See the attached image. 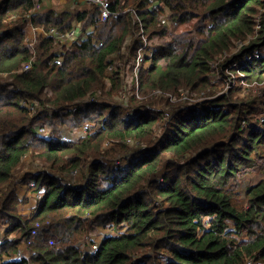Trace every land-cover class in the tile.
Instances as JSON below:
<instances>
[{"label":"trees","instance_id":"16d2710c","mask_svg":"<svg viewBox=\"0 0 264 264\" xmlns=\"http://www.w3.org/2000/svg\"><path fill=\"white\" fill-rule=\"evenodd\" d=\"M44 1L0 0V264H264V0H111L130 10L108 21L98 7L36 10ZM74 29L70 44L55 35ZM141 29L155 50L136 74ZM219 76L262 94L223 92ZM128 77V108L91 100ZM155 89L179 97L173 113L138 97ZM129 140L131 160L102 152ZM28 159L57 174L18 181ZM100 226L118 231L89 241Z\"/></svg>","mask_w":264,"mask_h":264},{"label":"rangeland","instance_id":"374dc122","mask_svg":"<svg viewBox=\"0 0 264 264\" xmlns=\"http://www.w3.org/2000/svg\"><path fill=\"white\" fill-rule=\"evenodd\" d=\"M72 2L75 3V0H51V1L45 3V7L44 8L46 9L45 11L56 10V11H58L60 13V12L67 11V10L68 11L69 10H73L74 7H72L73 6ZM93 7L94 6H90L91 9ZM74 10H76V9H74ZM188 25H189V23H188ZM188 25H183L182 28L174 30V33H181L183 31L182 29H190L188 27ZM31 37L35 38L34 35H32ZM167 38H170V36H167V37H164V38L160 39V42L158 40H156V42H154V44L155 43L158 44V42L160 44L161 42H164ZM74 40L75 39H73L72 42ZM129 54L130 53L128 52V56H129ZM259 54L261 56H264V53H259ZM242 62L243 61H241L238 64L243 65ZM217 65L218 64H215V66H214L215 69H217L216 68ZM233 66L234 65H229L228 68H227V70L230 73H232L231 69H232ZM238 70L240 72L241 69L238 68ZM135 73L138 74L139 72L137 73V71L135 70ZM123 75H124V73H123ZM219 79L221 80V76H219V78L214 80V81L216 83H218L217 81H219ZM134 83L128 77L126 79V81L124 80V85L121 86V89L118 92H115L112 95V97H108L107 95L106 96L102 95V96H100V98H97L95 101H99V99H100V102L105 104V105L106 104H112L113 106H118L117 104H120V105L123 106V108H128L127 105H131L130 104L131 103L130 100H131L132 94L134 93V90H135ZM219 86L223 89V92H227L229 90H234V89L236 90L239 87L241 89V95L242 96H244V95H246L248 93H251L252 90H254L255 92H257L259 94H262L261 93L262 92L261 84H259L257 82L249 84L244 78L237 79V80H232V82H230V83H227V82L218 83V89H220ZM183 93L185 94V91H183ZM184 94H182L180 98L184 97L183 96ZM138 97L142 101H150V100L151 101H157V104L155 106L159 110H161V112H167V113H171V112L173 113L174 110L171 108V105H174L175 103H177L179 101V99H178L179 97L176 98L175 96H173L170 93L165 92V91H163L161 89L153 90L151 95L149 93V94H146V95L142 96V98L139 95H138ZM186 97H187V95H186ZM168 103H171V105L168 104ZM144 104H146V103H144ZM165 104H167V106H164ZM27 105H30V103L27 102ZM37 105L38 104L35 103V106H37ZM62 129H64L63 132H67V133L70 132V130L67 128V126H64ZM67 133L65 134V136L70 139L71 137H79V136L84 135L85 129L84 128L83 129H79L76 133L72 132V130H71L69 135H67ZM71 133H74V134H71ZM125 144H126L125 149H122L123 147L119 146L118 143H116V142L115 143H105L104 146H102V152H105L108 155L109 158H114L115 160H117L116 163H119V161H122V160L127 161L125 159H128V160L130 159L131 160L132 158L137 157V154L139 152L138 147L140 146V144L136 145L134 143V140H131V141L129 140V141H127V143L125 142ZM27 164H30V165H28L27 167L22 166L23 170H21L20 174L18 175V177H19L17 179L18 181L20 180V178H23L25 174H26L27 178L30 177V175L34 174L35 172H31L32 168H34L35 171H39L41 169H48V170H50L49 172L51 174H57V170L56 169L50 168V165H47L48 163L45 164L40 159H35L34 162H32V161H30L28 159L25 162L24 165H27ZM85 165H83L78 171H75V172H78V174H75V172H74L73 175H78V176L81 175L80 170ZM59 172H63V171L59 170ZM258 176L259 175H254V177H256L254 179V182L257 181ZM26 184H27L26 181H25V183L24 182H22V183L20 182V183L17 184V187H18V189H19V191L21 193H24L25 195L31 197V204H28V205L21 204V206H20L21 210H23L24 212H26L28 214V213H32L33 212V209L30 208V205L34 206L37 203V199L34 196L35 193H33L32 190L27 189L28 186ZM93 230L90 233V236H89V239H88L89 241H91L92 239H97L98 241L102 240V238H104V236L112 235L113 233H116L118 231V229H116V228H115V230H113V229H110L109 227L107 228V227H103V226L97 227L96 230H94V231ZM145 253H146V255H150V254H153L155 256L160 255L157 252H152L150 250V248H144L143 252L140 253L139 257L144 255ZM162 261H163V258H162Z\"/></svg>","mask_w":264,"mask_h":264},{"label":"built area","instance_id":"2783aa9c","mask_svg":"<svg viewBox=\"0 0 264 264\" xmlns=\"http://www.w3.org/2000/svg\"><path fill=\"white\" fill-rule=\"evenodd\" d=\"M51 1V0H49ZM49 1H44L42 3H40L38 6H37V9L36 10H42L43 9V6L46 2H49ZM80 2H84V3H87L89 5H92L94 7H98L99 10H100V13H101V19L103 21H108L112 15H118V14H121V13H124L128 10H130V7H127V8H123V9H120L119 11H113L112 10V1L111 0H75V4L77 3H80ZM134 14L136 16V12L134 11ZM163 22H166V19L163 20ZM33 32V30H32ZM54 32V31H53ZM55 33V32H54ZM53 34V33H52ZM140 34L142 35V43H141V46L139 47V52L138 54L136 55V58H137V67H136V71L137 73L139 72V69H140V65L144 62V54H149V56H151L155 50V48L153 47V45L150 43V40H149V36L145 34V31L141 29L140 31ZM58 38L60 39H63V40H66L67 41V44H70L72 42L73 39H77L78 36H77V31L76 29L68 32V33H56L55 34ZM261 56V55H259ZM32 66V63H27L24 67V69H29L30 67ZM110 71L113 69V66L110 65L109 67ZM97 98H92V101H95ZM264 119V118H263ZM40 131L42 133H45V129L41 128ZM34 182L32 181L31 182V185H33ZM40 198V196H39ZM49 222H47L48 224ZM43 226V223H41L40 221H36L35 222V225L32 229V235H36L38 234L40 228ZM106 236H109V235H106ZM3 242L2 238H0V244ZM54 242V241H53ZM32 243V240H30L28 243H26V246H30ZM94 248H98L97 245L94 246ZM23 256H26V257H29L30 254L26 252V247H22L18 254H17V257H23Z\"/></svg>","mask_w":264,"mask_h":264},{"label":"crops","instance_id":"0c3cea01","mask_svg":"<svg viewBox=\"0 0 264 264\" xmlns=\"http://www.w3.org/2000/svg\"><path fill=\"white\" fill-rule=\"evenodd\" d=\"M72 5H73L72 7H74V8L88 9V10L91 9L90 6H92V5H89V4L84 3V2H80V3H77V4H75V3L72 2ZM76 31H77V30H76ZM77 36H78V38H79V37H82V36H81V33H80L79 31H77ZM84 36H85V35H84ZM78 38H77V39H78ZM27 189H28V187H27ZM19 192H20V191H19ZM20 193H21V192H20ZM21 194H24V193H21ZM28 204H31V197H29V201H28V203H26L25 205H28ZM36 204H37V203H36ZM36 204H35L34 206H36ZM34 206H31V205H30V208L33 209ZM22 211H23V210H22ZM23 212H24V211H23ZM25 213H26V212H25Z\"/></svg>","mask_w":264,"mask_h":264}]
</instances>
